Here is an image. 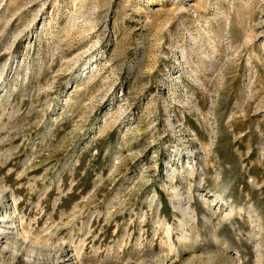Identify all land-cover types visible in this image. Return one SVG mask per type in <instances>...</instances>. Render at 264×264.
I'll use <instances>...</instances> for the list:
<instances>
[{
    "label": "rangeland",
    "instance_id": "obj_1",
    "mask_svg": "<svg viewBox=\"0 0 264 264\" xmlns=\"http://www.w3.org/2000/svg\"><path fill=\"white\" fill-rule=\"evenodd\" d=\"M2 220L0 264H264V0H0Z\"/></svg>",
    "mask_w": 264,
    "mask_h": 264
},
{
    "label": "bare ground",
    "instance_id": "obj_2",
    "mask_svg": "<svg viewBox=\"0 0 264 264\" xmlns=\"http://www.w3.org/2000/svg\"><path fill=\"white\" fill-rule=\"evenodd\" d=\"M1 219H3V217H1ZM0 224L3 225L0 227V231L3 233L4 238H7L9 236H15L16 234H18L16 228L12 227V225L15 224V222L2 220L0 221ZM14 233L16 234L14 235ZM61 260L62 261L59 264H73V262H71V260L68 257H63Z\"/></svg>",
    "mask_w": 264,
    "mask_h": 264
}]
</instances>
